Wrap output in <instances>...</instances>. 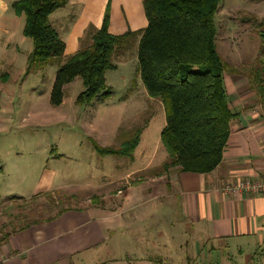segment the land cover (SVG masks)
Segmentation results:
<instances>
[{
  "label": "crops",
  "instance_id": "0c3cea01",
  "mask_svg": "<svg viewBox=\"0 0 264 264\" xmlns=\"http://www.w3.org/2000/svg\"><path fill=\"white\" fill-rule=\"evenodd\" d=\"M17 1L0 0V31L5 18L21 25L24 17L12 9ZM66 2L49 17L65 57L87 44L89 27L101 28L107 8L112 35L147 25L143 0ZM225 88L239 116L213 171L152 172L147 161L130 169L127 181L118 180L114 187L122 189L64 207L50 219L21 225V216L0 211V221L8 219L0 227V264H264V195L222 190L241 179H264V110L258 111L264 95L237 97L226 82Z\"/></svg>",
  "mask_w": 264,
  "mask_h": 264
},
{
  "label": "rangeland",
  "instance_id": "374dc122",
  "mask_svg": "<svg viewBox=\"0 0 264 264\" xmlns=\"http://www.w3.org/2000/svg\"><path fill=\"white\" fill-rule=\"evenodd\" d=\"M214 21L217 52L239 70L238 75L225 76L228 88L237 97L252 92L258 96L249 83L259 66L258 24L264 21V0H222ZM23 27L24 19L17 26L5 18L0 31V211L15 212L24 225L122 189L114 187L118 180L127 181V172L147 161L152 172L163 171L164 111L158 100L147 96L136 75L135 50L113 58L117 67L105 74L111 92L106 99L78 104L83 84L75 78L63 87L61 103L53 105L58 67L26 73L33 46ZM258 107L264 110L263 103ZM137 127L143 131L132 159L96 153L95 146H117L123 132ZM37 193L41 196L34 199ZM7 220H1L0 227Z\"/></svg>",
  "mask_w": 264,
  "mask_h": 264
},
{
  "label": "trees",
  "instance_id": "16d2710c",
  "mask_svg": "<svg viewBox=\"0 0 264 264\" xmlns=\"http://www.w3.org/2000/svg\"><path fill=\"white\" fill-rule=\"evenodd\" d=\"M221 1L143 0L146 27L121 35L108 32L107 8L101 28L89 27L83 37L87 44L68 57L63 55L65 44L49 21L51 14L65 7L66 0H19L12 9L24 17L23 34L32 41L26 73L58 67L51 92L53 105L61 103L63 87L75 78H80L83 84L78 104L106 99L111 92L105 84V74L117 67L113 58L133 49L136 75L147 96L158 100L164 111L165 125L160 139L167 161L162 168L209 173L220 163L230 123L239 116V112L230 108L225 88V76L238 75L239 70L219 55L215 45L214 19ZM258 28L259 66L251 73L249 87L263 96L264 21ZM142 131L143 127L125 131L117 146H95L96 153L131 159Z\"/></svg>",
  "mask_w": 264,
  "mask_h": 264
},
{
  "label": "built area",
  "instance_id": "2783aa9c",
  "mask_svg": "<svg viewBox=\"0 0 264 264\" xmlns=\"http://www.w3.org/2000/svg\"><path fill=\"white\" fill-rule=\"evenodd\" d=\"M222 190L226 193H243L248 195H264V179H241L233 184H225Z\"/></svg>",
  "mask_w": 264,
  "mask_h": 264
}]
</instances>
